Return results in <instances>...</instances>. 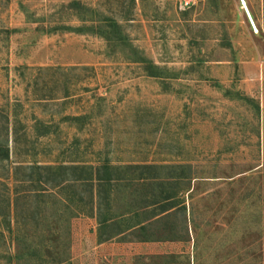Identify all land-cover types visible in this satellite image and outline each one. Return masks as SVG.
<instances>
[{
    "label": "rangeland",
    "instance_id": "374dc122",
    "mask_svg": "<svg viewBox=\"0 0 264 264\" xmlns=\"http://www.w3.org/2000/svg\"><path fill=\"white\" fill-rule=\"evenodd\" d=\"M0 145L11 188L17 164L117 177L40 207L19 264H264V0H0Z\"/></svg>",
    "mask_w": 264,
    "mask_h": 264
},
{
    "label": "trees",
    "instance_id": "16d2710c",
    "mask_svg": "<svg viewBox=\"0 0 264 264\" xmlns=\"http://www.w3.org/2000/svg\"><path fill=\"white\" fill-rule=\"evenodd\" d=\"M70 118V117H68ZM70 119L80 120L82 116H72ZM9 149L8 146L1 147L0 145V160H8L9 159ZM2 163V162H1ZM111 167L112 164L109 162H103L98 166H93L92 164L82 165V164H25L20 165L17 164L15 168L12 170L11 181L13 183V187L11 188L9 184L4 181V179L0 177V184L4 187L0 189V215H2V219L0 220V224L2 223L9 232H11V209L14 208L17 214V209L19 206L22 208H26V201L31 200V198L36 199V205L33 209L25 211V216L23 219H26V227L24 229H20L21 233L17 234L19 236L16 238L24 243L23 248L15 251V261L16 264L21 262V258H17V255L23 253L24 249H28L32 247V242L26 244V239L29 236H33L34 232H36L37 227H39L38 220L41 217V209H46V206H50V212L47 214L48 216H54L56 221H63V218L67 220L69 216L73 213L78 215V213H82L86 211L85 207L73 206L75 200L74 197H77V200H82L80 195L75 192V196H69L63 192L69 186L74 189L78 186L77 183H82L81 181H85L84 184L92 185V179H96L99 181L98 184L102 185L104 182H108L110 180H114L117 177L111 176ZM126 168H140L145 170H150L155 168L153 164H128L124 165ZM69 171L72 172V176H67ZM102 172V173H101ZM85 173L84 175H81ZM104 175V176H101ZM91 177V178H90ZM41 187V188H40ZM49 189H48V188ZM54 189V190H53ZM56 189V193H55ZM63 193V196H62ZM72 194H74V190H72ZM71 195V193H70ZM46 196H49L51 199L50 203L45 202ZM79 198V199H78ZM41 205V206H40ZM55 206V207H54ZM41 207V209H40ZM72 208H76L79 211H73ZM15 215V214H14ZM20 214L16 215L18 217ZM28 221H33V226L31 227L33 231L30 232ZM34 245V244H33ZM39 247L35 243V250ZM22 251V252H21Z\"/></svg>",
    "mask_w": 264,
    "mask_h": 264
},
{
    "label": "crops",
    "instance_id": "0c3cea01",
    "mask_svg": "<svg viewBox=\"0 0 264 264\" xmlns=\"http://www.w3.org/2000/svg\"><path fill=\"white\" fill-rule=\"evenodd\" d=\"M95 208H97V206H95ZM101 221H102V223H99V229H103L105 226H104V224H107L108 222H105L104 220H103V218H101L100 219ZM103 227V228H102Z\"/></svg>",
    "mask_w": 264,
    "mask_h": 264
},
{
    "label": "bare ground",
    "instance_id": "6f19581e",
    "mask_svg": "<svg viewBox=\"0 0 264 264\" xmlns=\"http://www.w3.org/2000/svg\"><path fill=\"white\" fill-rule=\"evenodd\" d=\"M244 2V0H242Z\"/></svg>",
    "mask_w": 264,
    "mask_h": 264
}]
</instances>
